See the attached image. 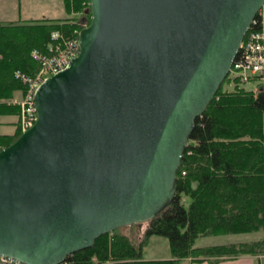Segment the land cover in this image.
Wrapping results in <instances>:
<instances>
[{"label": "water", "instance_id": "1", "mask_svg": "<svg viewBox=\"0 0 264 264\" xmlns=\"http://www.w3.org/2000/svg\"><path fill=\"white\" fill-rule=\"evenodd\" d=\"M264 0H91L80 53L0 150V256L63 264L175 198L194 130Z\"/></svg>", "mask_w": 264, "mask_h": 264}, {"label": "trees", "instance_id": "2", "mask_svg": "<svg viewBox=\"0 0 264 264\" xmlns=\"http://www.w3.org/2000/svg\"><path fill=\"white\" fill-rule=\"evenodd\" d=\"M63 4L68 18L0 22V115L20 114V106L9 101L26 90L16 72L33 75L40 68L32 50L50 54L54 32L72 37L90 24L91 0ZM226 82L229 76L196 119L177 171L175 198L148 221L144 239L136 245L117 229L69 255L63 264H181L188 258L217 264L245 255L264 256V238L195 246L199 237L264 231V89L246 90L237 82L228 91L223 88ZM21 134L20 127L14 134H0V150ZM153 235L168 238L171 258L143 257Z\"/></svg>", "mask_w": 264, "mask_h": 264}, {"label": "built area", "instance_id": "3", "mask_svg": "<svg viewBox=\"0 0 264 264\" xmlns=\"http://www.w3.org/2000/svg\"><path fill=\"white\" fill-rule=\"evenodd\" d=\"M88 25L84 24V28ZM80 32L75 36L67 37L59 32H54V43L50 46L49 53L33 49L32 58L40 65L39 70L33 74L17 71L16 77L25 85L23 98L18 102L20 106L19 127L23 132L34 126L37 120L35 97L41 84L52 75L69 67L70 62L80 53ZM230 81L245 84L255 80L264 79V13L260 11L252 22L240 50L229 73ZM0 264H23L18 260L0 256Z\"/></svg>", "mask_w": 264, "mask_h": 264}, {"label": "rangeland", "instance_id": "4", "mask_svg": "<svg viewBox=\"0 0 264 264\" xmlns=\"http://www.w3.org/2000/svg\"><path fill=\"white\" fill-rule=\"evenodd\" d=\"M27 5H30V11L26 14V17H57V18H68L69 15L65 11L61 0H25ZM264 10V9H263ZM24 17V16H23ZM241 84V83H240ZM246 90H251L257 86H261L264 89V79L255 80L252 78V82L241 84ZM240 85V86H241ZM236 87V83L232 81L224 84V89L233 91ZM22 96V95H21ZM22 99V98H21ZM16 115L0 116V134H11L13 131L14 124H6L9 121H15ZM189 199H187L188 201ZM188 203V202H187ZM149 225V222L136 223L131 226H123L119 228V232L128 235L133 242L138 245L143 239L144 234ZM258 233H241V234H228L221 236L212 237H199L196 242V247H203L217 244L236 243L239 241H248L256 237ZM143 257L148 260L152 259H169L172 257L170 243L167 237L153 235L150 237L147 244L143 248ZM191 258L185 260V262ZM264 264V261H263Z\"/></svg>", "mask_w": 264, "mask_h": 264}, {"label": "crops", "instance_id": "5", "mask_svg": "<svg viewBox=\"0 0 264 264\" xmlns=\"http://www.w3.org/2000/svg\"><path fill=\"white\" fill-rule=\"evenodd\" d=\"M61 3L63 4V0H61ZM64 7V4H63ZM30 5H27L25 3V0H0V22L3 23H23L30 20H42V19H62L57 17H44V18H38V17H26V14L30 11ZM65 9V7H64ZM66 11V10H65ZM264 13V10H263ZM24 16V17H23ZM23 98V94H17L16 97L9 101L18 104V102ZM19 105V104H18ZM0 116H8V115H0ZM12 116V115H10ZM17 118L15 121H9L6 124H14L13 131L11 134H14L19 127V115H16ZM258 233L256 237L253 239H250L248 241H239L236 243L241 242H252L256 240H260L264 238V231L255 232ZM249 234V233H246ZM264 256H251V255H245L241 256L236 259L231 260H224L220 261L217 264H263ZM181 264H211L209 261H202V262H196V261H189L187 260L185 262L182 261Z\"/></svg>", "mask_w": 264, "mask_h": 264}]
</instances>
